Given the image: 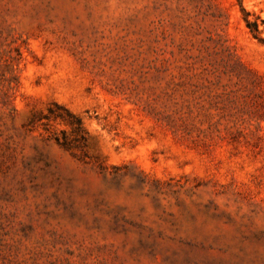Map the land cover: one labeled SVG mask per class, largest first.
Wrapping results in <instances>:
<instances>
[{"label":"rangeland","instance_id":"1","mask_svg":"<svg viewBox=\"0 0 264 264\" xmlns=\"http://www.w3.org/2000/svg\"><path fill=\"white\" fill-rule=\"evenodd\" d=\"M0 264H264V0H0Z\"/></svg>","mask_w":264,"mask_h":264}]
</instances>
